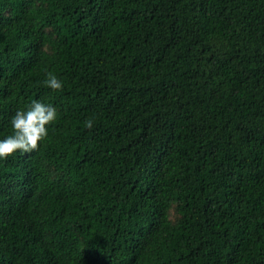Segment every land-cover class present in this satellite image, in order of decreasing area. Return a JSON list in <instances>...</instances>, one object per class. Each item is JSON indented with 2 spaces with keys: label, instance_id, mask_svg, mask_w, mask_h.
<instances>
[{
  "label": "trees",
  "instance_id": "16d2710c",
  "mask_svg": "<svg viewBox=\"0 0 264 264\" xmlns=\"http://www.w3.org/2000/svg\"><path fill=\"white\" fill-rule=\"evenodd\" d=\"M34 99L0 264H264V0H0V138Z\"/></svg>",
  "mask_w": 264,
  "mask_h": 264
},
{
  "label": "clouds",
  "instance_id": "9594fccd",
  "mask_svg": "<svg viewBox=\"0 0 264 264\" xmlns=\"http://www.w3.org/2000/svg\"><path fill=\"white\" fill-rule=\"evenodd\" d=\"M44 85L62 91L64 81L54 72L47 71ZM58 119V109L51 103L34 99L24 107L17 108L9 119L12 133L0 138V160L19 154H30L38 150L49 136V128ZM94 119L83 122L87 129L94 127Z\"/></svg>",
  "mask_w": 264,
  "mask_h": 264
}]
</instances>
